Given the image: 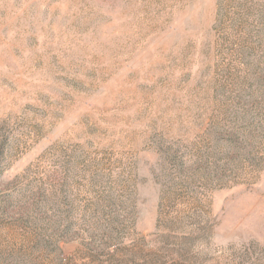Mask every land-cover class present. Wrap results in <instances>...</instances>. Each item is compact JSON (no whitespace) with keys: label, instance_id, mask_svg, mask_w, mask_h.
Wrapping results in <instances>:
<instances>
[{"label":"rangeland","instance_id":"rangeland-1","mask_svg":"<svg viewBox=\"0 0 264 264\" xmlns=\"http://www.w3.org/2000/svg\"><path fill=\"white\" fill-rule=\"evenodd\" d=\"M0 264H264V0H0Z\"/></svg>","mask_w":264,"mask_h":264}]
</instances>
